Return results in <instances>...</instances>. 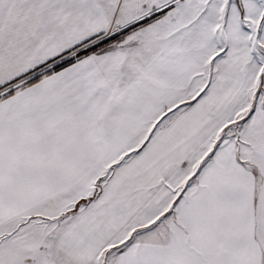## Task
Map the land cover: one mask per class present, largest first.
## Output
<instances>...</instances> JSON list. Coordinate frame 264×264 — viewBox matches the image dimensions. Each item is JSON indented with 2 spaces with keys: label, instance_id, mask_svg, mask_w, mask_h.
<instances>
[{
  "label": "snow or ice",
  "instance_id": "1",
  "mask_svg": "<svg viewBox=\"0 0 264 264\" xmlns=\"http://www.w3.org/2000/svg\"><path fill=\"white\" fill-rule=\"evenodd\" d=\"M0 264H264V0H0Z\"/></svg>",
  "mask_w": 264,
  "mask_h": 264
}]
</instances>
